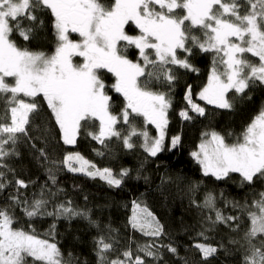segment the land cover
<instances>
[{
    "label": "snow or ice",
    "instance_id": "1",
    "mask_svg": "<svg viewBox=\"0 0 264 264\" xmlns=\"http://www.w3.org/2000/svg\"><path fill=\"white\" fill-rule=\"evenodd\" d=\"M45 10L53 17L57 41L52 54L22 47L15 38L25 42L34 38L43 25L39 13ZM133 29L139 34H132ZM73 34L78 38L73 39ZM129 48L138 50L142 62L129 58ZM194 49L213 54L208 83L197 93L199 100L232 109L230 92L243 95L250 84H264V0H112L110 4L106 0H0V100L5 105L0 113V191L11 183L7 172L12 169L4 161L18 155L15 145L21 136L28 135L31 118L41 108L40 100L50 110L66 145H75L83 130L102 145L116 137L128 149L135 147L132 138L140 137L144 151L157 156L164 150L173 106L174 69L198 71L189 62ZM77 57L81 62H74ZM106 73L114 77L111 84L105 81ZM157 84L167 85L169 91L154 90ZM109 90L125 100L119 114L111 110ZM185 100L190 107L180 111L183 119H192L189 112L205 115V107L193 100L191 86ZM135 117H143L158 135L150 137L146 129H138ZM93 121L98 125L95 132L88 131ZM118 124L128 126L123 135ZM204 136L208 138L191 155L205 176L226 180L238 173L242 184L264 180V109L231 142L217 131ZM179 142V136L172 137L171 147ZM40 152L45 155L42 149ZM64 163L70 171L99 176L116 188L130 171L114 173L111 168H97L79 153H69ZM52 180L55 182V177ZM15 184L17 193L9 197L11 203L0 205V264H69L57 243L19 226L16 207L23 206L28 218L53 213L45 211L47 200L34 199L29 204L21 198L19 190L29 186L25 180L17 179ZM133 204L132 228L153 240L139 246L136 255L129 247L110 259L108 254L116 250L117 242L111 235H100L96 239L98 264H146L148 258L155 262L162 259L161 248L177 254L171 244L156 243V238L167 235L164 225L146 207ZM215 206L216 198L209 193L204 207ZM251 208L255 210L247 212L250 227L244 233L245 244L240 245L245 249L243 264H264V193ZM56 214L91 220L87 210L64 204L58 206ZM238 220L219 210L214 220L206 217L208 227L197 233L199 239L193 245L205 262L219 250L209 242L208 233L217 223ZM238 228L236 223L234 230ZM231 243L240 241L233 239Z\"/></svg>",
    "mask_w": 264,
    "mask_h": 264
},
{
    "label": "trees",
    "instance_id": "2",
    "mask_svg": "<svg viewBox=\"0 0 264 264\" xmlns=\"http://www.w3.org/2000/svg\"><path fill=\"white\" fill-rule=\"evenodd\" d=\"M106 2L110 4L112 0ZM39 18L43 20V25L37 29L34 38L27 42L19 36L15 38L22 47L52 54L57 43L53 17L45 10L39 13ZM132 34L139 33L133 29ZM148 52L151 57V50ZM128 55L134 62H142L137 49L129 48ZM246 55L254 63L258 62V58ZM189 62L198 71L179 67L174 69L177 79L171 88L173 106L168 114L167 139L180 136V142L175 148L168 144L155 157L144 151L140 137H133L135 147L128 149L116 137L102 145L82 130L75 145H66L50 110L43 100L37 98L41 108L31 118L28 135L21 136L15 145L18 155L9 156L4 161L12 169L7 172V180L11 183L0 191V205L10 204L9 197L17 193L15 181L25 180L29 186L19 190L21 198L27 199L29 204L34 199L47 200L45 211L53 215L28 218L23 206H19L15 209L19 226L25 230L34 229L41 238L57 243L69 264H98L96 239L100 235H111L117 242L116 250L108 254L110 259H115L129 247L136 255L139 246L151 242L152 237L143 235L130 224L133 201L146 207L164 225L167 235L156 238V243L171 244L178 250L174 255L161 248L162 259L153 262L148 258L146 264H243L245 249L240 245L245 244L244 233L250 227L247 212L254 210L251 208L253 201L264 193V180L242 184L238 173L231 174L226 180L205 176L202 166L191 153L197 151L206 138L205 133L217 131L230 142L233 137L239 136L245 126L264 109V84L259 81L250 84L243 95L230 92L228 95L233 98V108L220 109L199 100L197 96L208 83L213 54L194 49ZM104 78L107 84L114 82L110 73H106ZM189 86L194 102L205 107V115L189 112L192 119L185 120L179 113L190 107L185 100ZM154 90L168 92L169 88L157 84ZM108 94L112 96L111 110L119 114L125 105L124 98L111 90ZM4 107V102L0 100V113ZM133 123L138 129H146L150 136L158 135L153 125L144 123L143 117H135ZM97 126V122L93 121L88 131L95 132ZM119 127L122 135L128 129L123 124H119ZM229 133L231 136H228ZM69 153H79L97 168H111L114 173L129 169V175L121 187L109 186L100 177L70 171L64 163ZM52 177H55V182ZM209 193L216 198L214 209L204 207ZM61 204L87 210L91 220L81 216L69 219L57 215V208ZM216 210L226 217H238L239 220L231 224L217 223L214 230L208 233L211 237L209 242L218 246L219 250L205 262L193 245L199 239L197 233L208 227L206 217L211 216L214 220ZM236 223L239 228L234 230ZM233 239L239 240L240 244L231 243Z\"/></svg>",
    "mask_w": 264,
    "mask_h": 264
},
{
    "label": "rangeland",
    "instance_id": "3",
    "mask_svg": "<svg viewBox=\"0 0 264 264\" xmlns=\"http://www.w3.org/2000/svg\"><path fill=\"white\" fill-rule=\"evenodd\" d=\"M78 37L75 35V34H73V39H77ZM81 60H82V58H79V57H77V58H75V60H74V62H76V63H79V62H81ZM120 95V94H119ZM122 96V95H121ZM196 103H199V102H196ZM200 104V103H199ZM201 105V104H200ZM202 106V105H201ZM203 107V106H202ZM114 114H116L115 112H113ZM117 128L120 130V131H122L121 130V128L119 127V124L117 125ZM167 128H168V126H167ZM150 136V135H149ZM150 137H154V136H150ZM180 137V136H179ZM208 137H206L205 139H207ZM204 139V140H205ZM168 144H170L171 145V140H168L167 139V129H166V137H165V141H164V148L168 145ZM198 150V149H197ZM85 159V158H84ZM86 160V159H85ZM74 163V165H76L77 167H78V164H76L75 162H73ZM80 173H83V172H80ZM96 177H99V176H96ZM255 210V209H254ZM254 210H252V211H254Z\"/></svg>",
    "mask_w": 264,
    "mask_h": 264
}]
</instances>
